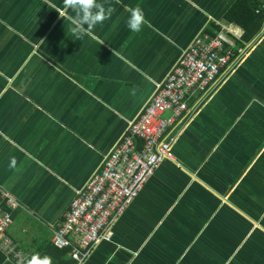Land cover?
Instances as JSON below:
<instances>
[{"label": "crops", "instance_id": "1", "mask_svg": "<svg viewBox=\"0 0 264 264\" xmlns=\"http://www.w3.org/2000/svg\"><path fill=\"white\" fill-rule=\"evenodd\" d=\"M98 2L111 15L77 40L64 0H0V189L19 204L7 235L39 264L51 226L183 50L210 22L242 33L222 20L234 0ZM239 55L170 128L174 160L82 264H264V23Z\"/></svg>", "mask_w": 264, "mask_h": 264}, {"label": "built area", "instance_id": "2", "mask_svg": "<svg viewBox=\"0 0 264 264\" xmlns=\"http://www.w3.org/2000/svg\"><path fill=\"white\" fill-rule=\"evenodd\" d=\"M241 34L230 25H220L214 35H197L103 157L99 169L76 191L62 218L50 228L51 244L67 248L75 264H82L100 242L111 239L114 223L156 168L164 160H174L170 128L186 117L190 107L197 108L218 78L240 62L233 47ZM18 206L12 195L0 189V251L12 264H39L7 235L11 211Z\"/></svg>", "mask_w": 264, "mask_h": 264}, {"label": "trees", "instance_id": "3", "mask_svg": "<svg viewBox=\"0 0 264 264\" xmlns=\"http://www.w3.org/2000/svg\"><path fill=\"white\" fill-rule=\"evenodd\" d=\"M264 0H234L222 16L224 22L230 23L242 30L240 39L234 40V56H240V51L245 44L251 42L261 31L264 23ZM220 28L215 22H210L206 32L214 35ZM4 206V205H3ZM12 214V211H11ZM47 255L40 261L41 264H75L68 255L67 248H56L51 242L44 243ZM5 256L0 252V264H12L5 262Z\"/></svg>", "mask_w": 264, "mask_h": 264}, {"label": "clouds", "instance_id": "4", "mask_svg": "<svg viewBox=\"0 0 264 264\" xmlns=\"http://www.w3.org/2000/svg\"><path fill=\"white\" fill-rule=\"evenodd\" d=\"M65 8H70L75 13L69 17L71 22V35L77 40L87 31L92 30L96 25L107 20L112 9H105L98 0H64ZM145 23L143 11L134 8L126 21L127 28L132 33L141 31L142 24ZM86 26V27H85Z\"/></svg>", "mask_w": 264, "mask_h": 264}]
</instances>
